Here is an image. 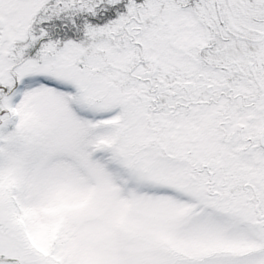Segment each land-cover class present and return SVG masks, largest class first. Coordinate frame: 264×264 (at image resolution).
I'll list each match as a JSON object with an SVG mask.
<instances>
[{"label": "snow or ice", "instance_id": "6c2138e0", "mask_svg": "<svg viewBox=\"0 0 264 264\" xmlns=\"http://www.w3.org/2000/svg\"><path fill=\"white\" fill-rule=\"evenodd\" d=\"M0 264H264V0H0Z\"/></svg>", "mask_w": 264, "mask_h": 264}]
</instances>
